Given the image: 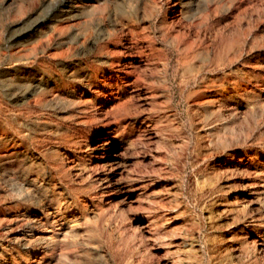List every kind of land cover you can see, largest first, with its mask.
Masks as SVG:
<instances>
[{
  "label": "rangeland",
  "instance_id": "rangeland-1",
  "mask_svg": "<svg viewBox=\"0 0 264 264\" xmlns=\"http://www.w3.org/2000/svg\"><path fill=\"white\" fill-rule=\"evenodd\" d=\"M0 264H264V0H0Z\"/></svg>",
  "mask_w": 264,
  "mask_h": 264
},
{
  "label": "bare ground",
  "instance_id": "bare-ground-1",
  "mask_svg": "<svg viewBox=\"0 0 264 264\" xmlns=\"http://www.w3.org/2000/svg\"><path fill=\"white\" fill-rule=\"evenodd\" d=\"M47 232H49V231H47ZM251 232H253L252 230H251ZM36 238V237H35ZM251 239L250 240H248V241H250V244L251 245H254V246H256V248H257V242H256V240L254 239V237H250ZM39 240H44V237H42V239H39ZM40 242V244H42L43 242ZM40 247V246H39ZM47 247V246H46ZM259 249V248H258ZM26 250H28V249H26ZM42 250V249H41ZM41 252V251H40ZM261 253H262V251H261ZM37 258V257H36ZM39 259V258H38ZM35 260V259H34Z\"/></svg>",
  "mask_w": 264,
  "mask_h": 264
}]
</instances>
